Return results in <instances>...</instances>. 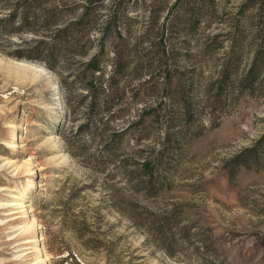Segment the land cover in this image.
<instances>
[{
  "label": "rangeland",
  "instance_id": "1",
  "mask_svg": "<svg viewBox=\"0 0 264 264\" xmlns=\"http://www.w3.org/2000/svg\"><path fill=\"white\" fill-rule=\"evenodd\" d=\"M240 34L234 81L264 45V0H0V264H264V70L211 86ZM160 37L168 64L144 65Z\"/></svg>",
  "mask_w": 264,
  "mask_h": 264
},
{
  "label": "trees",
  "instance_id": "2",
  "mask_svg": "<svg viewBox=\"0 0 264 264\" xmlns=\"http://www.w3.org/2000/svg\"><path fill=\"white\" fill-rule=\"evenodd\" d=\"M99 1V0H98ZM151 13V12H150ZM26 14H24L23 19L26 21L27 18L25 17ZM65 35L64 36H60L59 37V42H64V40L66 41V38L70 35V27H65L64 29ZM67 32V33H66ZM146 36V34H145ZM145 36H141L143 37V39L145 38ZM218 35H214V36H210L208 37V39L205 41L206 42V49H208L211 45H214L216 39H217ZM243 36L240 34L235 35L234 39H229L230 42H232V46L230 48L229 52V56L227 57L228 59H225L223 61V63L220 65V69L218 72V76L215 79V81H213L211 84V86H213L216 90H218L219 95L225 91V89H230L231 87H234V84H236V86L238 88H240V86L245 85V87L247 88H253V85L255 84V82L257 81L258 75L260 74V70H264V45L263 43L259 44V49H254V53L253 56L251 58V61L249 63V65L247 66V68L239 74V76L236 77V80L234 81V78L236 76V71H237V66L239 65V59H240V53L239 51L236 49H234L235 45L237 46L241 40ZM217 45V44H216ZM220 44H218L219 47ZM156 46L157 48H161V52L159 53L158 51H156V53L154 54H150V52L147 53H141V51L139 50V52L142 54L141 55V59L144 61V65L147 64V66H151L154 61H157V65L156 67H160L163 63L168 64V60H170L168 57V55L165 52V46L163 44V39L162 37L159 38L158 41H156ZM102 48V46H101ZM136 52H138V50L136 49ZM101 53V50L98 52ZM95 53L92 54L88 57V60L84 63V66L86 69L89 70V75H90V81L87 84L88 89H91V91L93 92L92 96L90 97V104H93L94 102L97 101L96 95L99 94V92L102 93V85L105 83L104 81V69L101 66V63L99 61V54ZM118 57L115 58V60H117L116 62H112L111 63V75L108 76L106 78V83L107 85L110 87H112V84L115 83L116 78L119 76V74L122 73V71L124 72V69L127 68V60L124 62L123 58H121V56L117 59ZM173 62L175 63V60L172 58ZM126 63V64H124ZM173 63V64H174ZM126 65V66H125ZM135 67V66H134ZM140 68H143L142 64L139 62V65L136 66V68H134V70H139L140 72ZM145 69H147L145 67ZM143 69V70H145ZM146 71V70H145ZM233 75V76H232ZM170 79H168L169 82ZM155 88V87H154ZM112 90V89H111ZM181 98V97H180ZM133 99V98H131ZM181 99H184L183 97ZM181 103L183 104V112L185 115L189 116V114L191 113V109H190V105L187 103V101L182 100ZM150 111H155L153 108H150ZM150 115V112H146V110L143 111L142 114L139 115V119L136 120V123H140V119H142L143 115ZM155 116V115H154ZM133 124V122L129 123V126H131ZM259 146H261V140L260 142L256 145L257 148H253L251 149L254 153L249 154V156H252V158L255 157V155H257V151ZM250 150V151H251ZM248 156V157H249ZM239 165H243L244 167H248L249 164L247 163L246 158H243L242 161L238 162ZM140 165L144 166V169H148L150 165V163H146L145 160L142 159V161H140ZM231 173V172H230ZM232 175V174H231Z\"/></svg>",
  "mask_w": 264,
  "mask_h": 264
},
{
  "label": "bare ground",
  "instance_id": "3",
  "mask_svg": "<svg viewBox=\"0 0 264 264\" xmlns=\"http://www.w3.org/2000/svg\"><path fill=\"white\" fill-rule=\"evenodd\" d=\"M31 66L32 67V70L34 71L35 74H38V73H43V74H48V72L46 71L45 68H43L42 66L40 65H36V64H32V65H27V67ZM3 167H6V168H13V170H16V172L19 170V166L16 165V163H14L13 161L11 160H5L2 164ZM30 184V183H29ZM27 184L26 186H24V191L23 192H13L12 193V200L14 201V204L12 205H19V204H22V203H18V201L22 200L23 197L25 196L26 193H28L29 189L32 187V185H29ZM22 202V201H21ZM2 203H0L1 205ZM11 205V204H10ZM20 228L22 229H25V225L21 226ZM37 247H34L33 250H36ZM34 259H37V261L34 263V264H40L41 262L44 261V259H40V256H38V258H34Z\"/></svg>",
  "mask_w": 264,
  "mask_h": 264
}]
</instances>
